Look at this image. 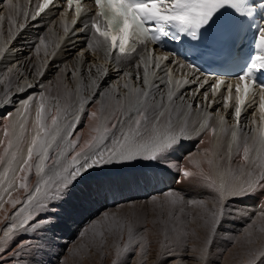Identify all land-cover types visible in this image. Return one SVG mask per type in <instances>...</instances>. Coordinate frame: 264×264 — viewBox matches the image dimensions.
Instances as JSON below:
<instances>
[{
  "label": "snow or ice",
  "instance_id": "6c2138e0",
  "mask_svg": "<svg viewBox=\"0 0 264 264\" xmlns=\"http://www.w3.org/2000/svg\"><path fill=\"white\" fill-rule=\"evenodd\" d=\"M93 4L66 0V8L74 11V34L85 40L71 67L64 63L55 68L63 95L46 96L52 81L48 86L43 83L62 47L61 37L46 42L39 35L32 45L37 56L43 51L38 64L29 69L16 60L0 73V104L19 105L13 112L0 113V212L5 213L0 259L9 252L19 256L30 251V240L18 242L15 248L11 245L28 229L35 232L51 224V208L65 201L74 185L85 181L81 195L87 200L111 184L108 166L147 161L161 172H175L179 183L206 191L211 201L165 189L159 214L152 210V223L161 225L154 240L148 236L147 212L138 211L136 205H129L123 214L105 211L79 231L82 243L76 252L95 249L104 258L111 257V264H148L155 245V264H184L191 258L214 264L215 233L232 201L254 199L260 210L253 215L264 223V126L255 127L254 107L258 98L264 121V82L258 80L264 74V0H93ZM5 6L13 8L12 0H6ZM50 6L57 7L55 0H42L33 15L23 13L24 19L36 21ZM59 8L58 15L66 17L64 5ZM62 27L66 37V19ZM24 28L25 24L16 32L9 28V40L0 42V60L14 53L9 45ZM169 38L181 43L191 38L196 46L229 51L243 39L249 52L234 79L227 80L182 62L174 51L158 52ZM97 51L103 53L105 63L86 59V53L95 57ZM128 64L131 71L124 67ZM173 66L179 70L175 75ZM109 72L115 73L111 82ZM34 88L40 89L37 95L15 99ZM249 108L252 119L242 125ZM218 131L227 136L226 156L221 157L227 167L217 166L215 177L213 159L202 162L190 152L174 158L189 137L204 143L205 137L214 138ZM203 151L213 154L210 147ZM158 199L151 197L153 202ZM249 220L245 231L231 242L244 238L242 264H264V242L253 238L257 221ZM98 225L104 227L99 239ZM199 230L205 232L202 240L197 238ZM107 236L114 237L111 245ZM260 237L264 240V227ZM192 240L199 246L194 247ZM191 252L197 255L190 257Z\"/></svg>",
  "mask_w": 264,
  "mask_h": 264
},
{
  "label": "rangeland",
  "instance_id": "374dc122",
  "mask_svg": "<svg viewBox=\"0 0 264 264\" xmlns=\"http://www.w3.org/2000/svg\"><path fill=\"white\" fill-rule=\"evenodd\" d=\"M11 29L13 31V28ZM8 39V31L3 32V37H1L0 31V42H6ZM31 57V63H29V58L27 61L25 60L26 62L24 61L26 67H29V69L32 67V64H38L39 61L43 59V57L36 58L34 53ZM73 64L74 63H71L68 66L71 67ZM58 67L63 66L58 65ZM6 68L8 67L0 66V73H3ZM54 74H56L55 71L53 74L48 73L43 77V83L46 86H48L49 80L52 81L50 86L51 89L47 90L48 92L46 91L47 95H63L64 89L61 88L63 85L58 81L57 74ZM135 170L130 171L128 175H121L122 171L116 173L115 177L121 175V180L124 184L128 183V185H125V188H120L116 185L115 179H112L111 184L107 188L98 195L87 200L81 195L86 187L85 182H81V184L78 183L69 189V197L65 201H61L56 205L59 214L55 211L52 213V223L40 227L35 235L32 234L34 235V239L36 237L37 242L33 245L30 251L22 253L24 257V262L22 264H61L62 260L65 261V264H111V257L104 258L102 251L94 249L91 253L76 252L77 246L82 243L81 239L78 238V233L81 229L88 227L93 219H99L101 214L105 211L120 212L123 214L127 213L128 206L133 204L136 205L138 211L147 212V223L149 226L148 236L150 239L154 240V232L159 231L161 225L159 223H152L155 219V214L152 210L155 209L156 214H159L160 209L158 205L162 198L158 199L156 202H153L152 200L148 201L149 195L146 194L147 190L144 188L146 182L143 181L147 179L151 182L150 173L147 171L143 172ZM109 172L107 171V175L110 176L113 171ZM141 172L144 174L141 175ZM131 182L136 185L135 188L131 187ZM186 194L183 195L187 196ZM197 196L199 197L200 195ZM203 197H205V195H203ZM204 199L211 201L207 197ZM232 209L234 208L230 207L229 209H226V218L222 222L219 230L215 233V242L212 247V260L214 261V264H219L218 260L220 261V264H242L245 244L244 238L241 237L235 244L231 241L232 238H235L244 232V229L248 224V219L245 217L246 212H243V210H240V213L234 215H227V212L235 211V209ZM164 218L166 219V210ZM257 221L253 238L260 243L264 242L260 237V228L264 227V223L259 221V219ZM103 230V226H97V239H99L100 233ZM204 236L205 232L203 230L197 232V238L199 240H202ZM113 239L114 237L107 236L109 245H111ZM190 243H192L194 247L199 246L197 240H192ZM154 249L155 245H153V252L149 254L148 264H151V261L155 263ZM188 255L190 257H195L197 253L191 252L188 253ZM184 264H200V262L195 258H191L187 259Z\"/></svg>",
  "mask_w": 264,
  "mask_h": 264
},
{
  "label": "bare ground",
  "instance_id": "6f19581e",
  "mask_svg": "<svg viewBox=\"0 0 264 264\" xmlns=\"http://www.w3.org/2000/svg\"><path fill=\"white\" fill-rule=\"evenodd\" d=\"M35 4H36V0H31L29 5H28L26 0H12L13 8L8 9L5 6L6 0H3V2L0 3L1 37H3V32L8 31L9 28H13V32H16L17 29H19L20 24H25V28L18 32V39L14 43H11L9 45L14 50V53L12 55L7 56L6 59L0 60V66L1 67L2 66L10 67L11 63L13 61H16V60H19V61L24 63V61L25 60L27 61L29 56H32L33 53L35 54L36 58L37 57H39V58L43 57V51L41 52L40 56H37L34 48L32 47V45L35 42H37V37L39 35L45 36L46 42H50L55 37H61L63 39H62V47L59 50V54L56 57L55 63L49 65L48 66L49 70L45 73V75L48 73L53 74L55 71V68L58 67V65L63 66L64 63H67L68 65L71 63H74L73 58L76 56V53L84 47L83 42L85 40V37L83 35L74 34V31H73L74 26L71 24V20H72L71 14L67 13L66 17H62L61 15H58V13L60 12L59 7H53L52 9H48L36 21H32L31 19L25 20L23 13L27 12L29 14V16L33 15ZM63 19L67 20V26L69 28V32H68L66 37H65V34L63 32V27H62V20ZM10 20H14L15 23H10ZM49 50H51V49L49 48ZM97 58L99 59L100 63H105L103 60V53L101 51H97L95 57H89L86 53V59H97ZM130 58L134 59L135 57L133 55ZM29 66H30V64H29ZM124 67L127 70L131 71V64L124 65ZM21 71H24V69H21ZM184 71L186 72L187 70L185 69ZM173 72L175 75L176 73L179 72V70L176 69L175 66H173ZM26 75H28V73H26ZM54 75H56V74H54ZM114 78H115V73L109 72V82H111ZM28 79L31 82L35 83V80H33L31 75H28ZM53 84H55V83H53ZM56 88H57V86H56ZM61 88L63 89V87H61ZM39 91H40L39 88L29 89L28 92L24 93L23 95H21L19 97H16L15 99L20 100V99H23L27 95L35 96L39 93ZM185 91H187V88L185 89ZM47 92L45 93L46 95H47ZM210 95H211V93H210ZM220 99L221 98H220L219 94H217V100L219 101ZM14 107H19V105L18 104L9 105V106H7V108H5L3 106V104H0V113H2L3 111L13 112ZM254 107H255V105H254ZM219 110L222 113L224 112L223 108H220ZM251 119H252V109L249 108L248 112L242 116L241 124L242 125L249 124V121ZM255 119H256L255 127H261L262 122L260 120V114L257 111V109H256V113H255ZM228 123L229 124L233 123V121L231 120L230 117H228ZM246 134H247V129H246ZM0 139H3L2 127H0ZM226 143H227V136L225 134L219 133V131L217 133V136L214 138L205 137L204 143H200L195 136H191L188 138L187 141H184L182 143L181 147L175 153L174 158L186 156L190 152V153L194 154V157H193L194 159L200 160L202 162H205L208 159H213L214 165H213L211 171L213 173V176L215 177L217 175V171H218L217 166H220L221 169L227 167V161L221 160V157L226 156V152H225ZM249 146H250V148L253 147L251 141H249ZM206 147H210L212 149V153H213L212 155L204 153L203 149ZM252 155H253V153L250 152V156H252ZM233 160L234 161L236 160L235 154H233ZM202 166H204L205 169L207 170V164L206 163H202ZM232 166H233V168H235V166H236L235 163H233ZM132 169L133 170L136 169V170L143 171V172L147 171L150 173L151 182L146 179L143 181V182H146V185H144V183L141 181L144 185V188L147 190L146 194L149 195L148 201L151 200V197L163 198L164 190L167 188H171L177 193L181 192L180 194H186L187 193L186 195H194V194L205 195V197H207L211 200V196L206 191L201 190V189H196V188H194L191 185H188L186 183H179L177 174L175 172H169V173L161 172L155 165H153L147 161L140 162V163L136 164L135 166L110 165V166H108L107 171L108 172L113 171L114 173L112 172L110 177H112L113 180L115 179L116 185H118L120 188L121 187L125 188L126 187L125 185H128V183L124 184V182L121 180V175H123V174L128 175L130 171H133ZM118 171H122V174L120 176L115 177V175ZM143 172H141V175L144 174ZM109 173H111V172H109ZM31 179H33V178L30 177V180ZM81 182H85V181L82 180ZM81 182H80V184H81ZM131 187L135 188L136 185L131 182ZM205 197H203V198H205ZM21 198H22V194H21ZM230 207L231 208L233 207L235 209L236 213H240V210H243V212H246L245 217L248 219V224L250 223L249 217H252V219H256V221L258 220L256 218V216H254L253 214L259 212L260 209L257 205V202L254 199L245 200L243 202L232 201ZM234 209H232V210H234ZM51 210L58 212V214H59V210L56 206L51 208ZM4 215H5V213L0 212V228L4 227ZM52 220H53V218H52ZM245 229H246V227H245ZM245 229H244V231H245ZM254 230H255V228H254ZM35 233H36V231L34 232L31 228L28 229L27 233H21L13 241L11 247L15 248L16 244L20 241H23V240H30L32 242V245H34L37 242L36 237H35V239L33 238ZM32 234H34V235H32ZM60 240H61V238H60ZM65 242H67V241H65ZM23 262H24V257L22 254L19 256H13L11 254V252H9L2 259H0V264H22ZM152 263H154V262L151 261V264Z\"/></svg>",
  "mask_w": 264,
  "mask_h": 264
}]
</instances>
